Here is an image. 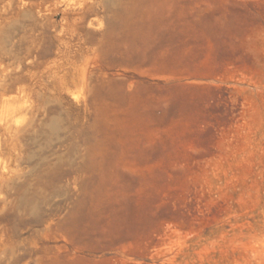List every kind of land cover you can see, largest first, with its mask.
Segmentation results:
<instances>
[{"label": "rangeland", "instance_id": "obj_1", "mask_svg": "<svg viewBox=\"0 0 264 264\" xmlns=\"http://www.w3.org/2000/svg\"><path fill=\"white\" fill-rule=\"evenodd\" d=\"M0 83V264H264V0H0Z\"/></svg>", "mask_w": 264, "mask_h": 264}, {"label": "bare ground", "instance_id": "obj_2", "mask_svg": "<svg viewBox=\"0 0 264 264\" xmlns=\"http://www.w3.org/2000/svg\"><path fill=\"white\" fill-rule=\"evenodd\" d=\"M6 77H4V79H5ZM2 81V80H1ZM1 84V83H0Z\"/></svg>", "mask_w": 264, "mask_h": 264}]
</instances>
